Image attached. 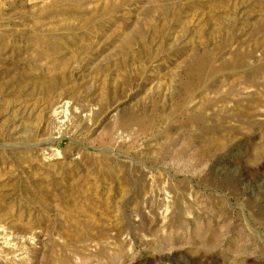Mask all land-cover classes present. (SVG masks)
<instances>
[{
  "label": "rangeland",
  "instance_id": "374dc122",
  "mask_svg": "<svg viewBox=\"0 0 264 264\" xmlns=\"http://www.w3.org/2000/svg\"><path fill=\"white\" fill-rule=\"evenodd\" d=\"M4 228L0 264H264V0H0Z\"/></svg>",
  "mask_w": 264,
  "mask_h": 264
},
{
  "label": "bare ground",
  "instance_id": "6f19581e",
  "mask_svg": "<svg viewBox=\"0 0 264 264\" xmlns=\"http://www.w3.org/2000/svg\"><path fill=\"white\" fill-rule=\"evenodd\" d=\"M65 110L67 109H63V110H56L54 112V124H56V127L58 128L57 130H61V128L63 127V125L66 124V118L68 119L67 117V113H64ZM252 189V188H251ZM257 190V189H256ZM253 193V192H252ZM263 193V192H262ZM4 226V225H3ZM5 227V226H4ZM5 230V228H4ZM3 231V230H2ZM0 231V262L2 261H6L7 258H10V256L12 255L11 252H14L16 250H22L20 253V255L22 256H15L14 257L16 259H24L26 258L27 259V252L28 249H29V246L28 245H25L24 242L21 241V239L19 240L17 237H14V236H7L8 233H6V230L5 232H2ZM8 232V231H7ZM14 233V232H13ZM21 235V234H20ZM26 238V237H25ZM24 238V239H25ZM23 239V240H24ZM29 239V238H28ZM4 240V241H2ZM27 243V242H26ZM16 249V250H15ZM26 250V251H25ZM19 252V251H17ZM27 252V253H26ZM19 254V253H18ZM13 256V255H12ZM29 257V256H28ZM14 259V258H13ZM29 260V259H28ZM8 262V260H7ZM11 262V260L9 261ZM17 262V260H16ZM31 262V261H30ZM13 263H14V260H13Z\"/></svg>",
  "mask_w": 264,
  "mask_h": 264
}]
</instances>
